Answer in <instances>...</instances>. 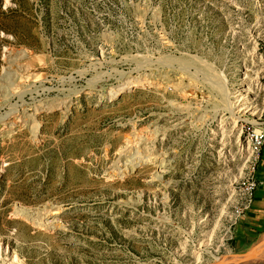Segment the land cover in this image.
Returning <instances> with one entry per match:
<instances>
[{
	"label": "rangeland",
	"instance_id": "obj_1",
	"mask_svg": "<svg viewBox=\"0 0 264 264\" xmlns=\"http://www.w3.org/2000/svg\"><path fill=\"white\" fill-rule=\"evenodd\" d=\"M261 8L0 0V264H230L257 245L240 185L264 107L234 130L205 80L240 89Z\"/></svg>",
	"mask_w": 264,
	"mask_h": 264
},
{
	"label": "bare ground",
	"instance_id": "obj_2",
	"mask_svg": "<svg viewBox=\"0 0 264 264\" xmlns=\"http://www.w3.org/2000/svg\"><path fill=\"white\" fill-rule=\"evenodd\" d=\"M260 15L256 17L255 19V25L253 23V28L249 29L248 31V41L251 43L249 45V50L247 51L250 54V57L245 59L244 61V75L242 78V83L240 86V89L237 90L235 93H231V88L229 86L228 80L222 72L218 71L215 67L212 65H209V73L210 75L207 77V80H205L208 83V86L214 87V91L218 92V96L221 97V102H222V108L223 111H226L229 113V118H230V126L239 131V121L242 120H250L251 122L255 123V125H260L261 122H259L257 117L263 115V107H264V102L260 103L258 102V97L262 95L264 92V84H262L261 77L264 76V53L259 52L256 49V41L258 38L264 42V9L261 8L259 10ZM250 27V26H249ZM247 30V29H246ZM245 36V35H244ZM246 36V37H247ZM244 43V42H243ZM247 46V45H246ZM245 47V46H244ZM23 53V52H22ZM175 53V52H174ZM7 55V54H5ZM183 55V54H182ZM248 55V54H247ZM14 56V55H13ZM167 56V55H165ZM172 56V55H171ZM187 56V55H186ZM185 56V57H186ZM9 57V55H8ZM11 57V56H10ZM168 57V56H167ZM177 57V56H176ZM180 58V57H178ZM177 58V59H178ZM193 58V57H192ZM9 59V58H8ZM166 59V58H165ZM171 59V58H170ZM183 59V58H182ZM189 59V56L188 58ZM159 60V59H157ZM169 60V59H168ZM181 60V58H180ZM185 60V59H184ZM191 60V59H190ZM200 60V59H199ZM164 61V60H163ZM175 61V60H174ZM204 61V60H202ZM173 62V60H172ZM184 62V61H182ZM207 62V61H206ZM165 63V62H164ZM164 63L162 65H164ZM210 63V62H209ZM11 64V63H10ZM174 64V63H173ZM176 64V63H175ZM188 64V63H187ZM214 64V63H213ZM6 65V64H5ZM177 65V64H176ZM204 65V64H203ZM8 66V65H7ZM22 66V65H21ZM186 66V65H184ZM208 67V63L206 65ZM164 67V66H162ZM175 67V66H173ZM204 67V66H203ZM178 68V67H177ZM188 68V67H187ZM205 68V67H204ZM163 69V68H162ZM179 69V68H178ZM185 70L184 68H182ZM206 69V68H205ZM153 70V69H152ZM181 70V69H180ZM188 70V69H187ZM186 70V71H187ZM10 72V71H9ZM191 73V71H189ZM6 74V73H5ZM20 75V74H19ZM191 75V74H190ZM189 75V76H190ZM193 75V74H192ZM195 75V74H194ZM29 77V76H28ZM196 77V76H195ZM206 77V76H205ZM9 78V77H8ZM17 78V77H16ZM40 78V77H39ZM198 79V78H197ZM200 79V78H199ZM29 80V79H28ZM183 80V77L182 79ZM185 80V79H184ZM187 82H181V81H176L174 85L172 83L174 88L177 86H181L182 83H184L183 87L186 89L188 92H193L196 83L194 84L193 78L189 77L187 78ZM1 81V79H0ZM5 81V80H4ZM202 81V80H201ZM204 81V82H205ZM3 82V81H2ZM8 82V81H6ZM152 82V81H151ZM4 83V82H3ZM19 83V82H18ZM206 83V84H207ZM15 84V83H14ZM200 84V83H199ZM16 85V84H15ZM199 86V85H198ZM202 86V85H201ZM200 86V87H201ZM205 86V85H204ZM170 87V86H169ZM172 88V86L170 87ZM178 88V87H177ZM207 88V87H204ZM206 90V89H205ZM169 91V89H168ZM185 91V90H184ZM211 91V90H209ZM176 92V91H175ZM6 93V92H5ZM178 93V92H177ZM176 93V94H177ZM211 93V92H210ZM181 94V93H180ZM196 94V93H195ZM234 95V97H233ZM180 96V95H179ZM197 97V96H196ZM12 98V97H11ZM174 102V101H173ZM176 105V104H175ZM174 105V106H175ZM179 103L177 104V107H179ZM16 110V109H15ZM12 112V110H11ZM16 114V113H15ZM221 124L222 123V118H221ZM38 125V123H37ZM1 127V126H0ZM38 127V126H37ZM35 128V127H34ZM260 127L258 126L257 130ZM37 130V128H36ZM15 132V131H13ZM250 149V148H249ZM249 154L251 152H248ZM251 155V154H250ZM249 158V157H248ZM250 159V158H249ZM248 159V160H249ZM243 170L241 169V172L235 176V178H238V176L242 175ZM232 186L229 187V192H232ZM17 213H21L24 215L28 214V211L25 210L22 207H19L17 209ZM43 220V219H42ZM34 223H40V218L39 220L37 218L32 219ZM210 235V234H209ZM1 250V249H0ZM260 250H264V235L260 238L259 243L255 246H253L252 249L247 251L243 255H238L233 258V260L230 262V264H236L238 262V258L244 257L243 259L246 260H254V257H247V253L249 252H258ZM254 255L256 254H261L260 256L264 257V252L261 253H253ZM250 256V255H249ZM216 257V256H215ZM242 259V260H243Z\"/></svg>",
	"mask_w": 264,
	"mask_h": 264
},
{
	"label": "crops",
	"instance_id": "obj_3",
	"mask_svg": "<svg viewBox=\"0 0 264 264\" xmlns=\"http://www.w3.org/2000/svg\"><path fill=\"white\" fill-rule=\"evenodd\" d=\"M255 177L257 185L253 201L245 213L246 221L240 227L242 237L250 241L264 233V146L256 166Z\"/></svg>",
	"mask_w": 264,
	"mask_h": 264
},
{
	"label": "built area",
	"instance_id": "obj_4",
	"mask_svg": "<svg viewBox=\"0 0 264 264\" xmlns=\"http://www.w3.org/2000/svg\"><path fill=\"white\" fill-rule=\"evenodd\" d=\"M260 128L253 129L250 133V138L252 141V153L249 159V166L247 167L246 176L241 181V188L243 189V195L245 199V206L249 207L253 201L254 190L257 185V180L255 177L256 166L260 159V154L262 147L264 145V125H260ZM252 130V129H251Z\"/></svg>",
	"mask_w": 264,
	"mask_h": 264
},
{
	"label": "water",
	"instance_id": "obj_5",
	"mask_svg": "<svg viewBox=\"0 0 264 264\" xmlns=\"http://www.w3.org/2000/svg\"><path fill=\"white\" fill-rule=\"evenodd\" d=\"M261 252H264V250H260V251H258V252H253V253H261ZM253 253H252V252H249V253H247V255H245V256L248 257L250 254H253ZM243 258H244V257H241V258L239 257L238 260L241 261Z\"/></svg>",
	"mask_w": 264,
	"mask_h": 264
}]
</instances>
